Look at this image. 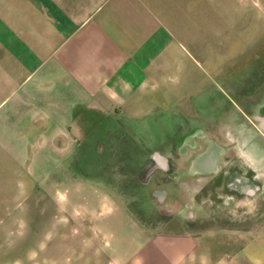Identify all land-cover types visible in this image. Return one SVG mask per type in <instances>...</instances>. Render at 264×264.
Masks as SVG:
<instances>
[{
    "label": "rangeland",
    "instance_id": "obj_1",
    "mask_svg": "<svg viewBox=\"0 0 264 264\" xmlns=\"http://www.w3.org/2000/svg\"><path fill=\"white\" fill-rule=\"evenodd\" d=\"M252 3L221 25L214 58L190 64L201 98L157 121L106 122L70 162L75 176L63 165L21 184L20 168L0 169V264H116L107 252L123 236L261 229L247 228L264 219V0Z\"/></svg>",
    "mask_w": 264,
    "mask_h": 264
},
{
    "label": "crops",
    "instance_id": "obj_2",
    "mask_svg": "<svg viewBox=\"0 0 264 264\" xmlns=\"http://www.w3.org/2000/svg\"><path fill=\"white\" fill-rule=\"evenodd\" d=\"M252 8V0H0V169L20 168L7 174L21 184L46 183L63 165L75 176L70 162L106 122L157 121L201 98L198 79L190 91V64L214 58L221 25ZM116 214L129 228L125 208ZM247 228L261 229L120 236L107 253L116 264H264V219Z\"/></svg>",
    "mask_w": 264,
    "mask_h": 264
},
{
    "label": "trees",
    "instance_id": "obj_3",
    "mask_svg": "<svg viewBox=\"0 0 264 264\" xmlns=\"http://www.w3.org/2000/svg\"><path fill=\"white\" fill-rule=\"evenodd\" d=\"M86 143V142H85ZM85 143H84V146H85ZM84 149V148H83ZM81 150V149H80ZM76 157V156H75ZM134 170V172L136 171V168H134L133 169ZM137 185L139 186V187H137ZM135 188L136 189H140L141 190V188H140V184H135ZM137 191H139V190H137ZM140 192V191H139ZM138 192V193H139ZM137 193V192H136ZM135 194V193H134ZM136 195V194H135ZM136 200H138V201H136ZM136 200L134 201V199H133V202H134V207L135 208H137V209H140L139 211H141V209H143L144 207V205H143V201H142V199H140V196L138 197V198H136ZM145 209V208H144Z\"/></svg>",
    "mask_w": 264,
    "mask_h": 264
}]
</instances>
